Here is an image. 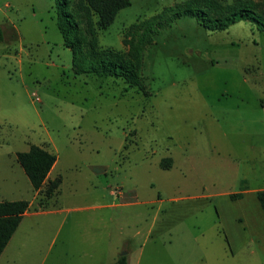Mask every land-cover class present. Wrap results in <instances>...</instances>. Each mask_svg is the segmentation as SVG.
I'll use <instances>...</instances> for the list:
<instances>
[{"label":"rangeland","instance_id":"rangeland-1","mask_svg":"<svg viewBox=\"0 0 264 264\" xmlns=\"http://www.w3.org/2000/svg\"><path fill=\"white\" fill-rule=\"evenodd\" d=\"M183 1L130 0L98 45L125 50L129 25ZM0 30V201L29 203L0 264H264V215L241 194L264 186V33L180 18L139 89L73 73L53 0H0ZM33 145L56 157L51 198L16 161Z\"/></svg>","mask_w":264,"mask_h":264},{"label":"trees","instance_id":"trees-1","mask_svg":"<svg viewBox=\"0 0 264 264\" xmlns=\"http://www.w3.org/2000/svg\"><path fill=\"white\" fill-rule=\"evenodd\" d=\"M56 26L65 48L72 53L71 69L75 75H94L121 80L129 88L143 87L138 75L145 49L152 43L158 30L180 19L192 18L203 29L219 32L238 22H249L264 33V11L241 0L224 3L221 0H185L164 7L160 14L129 25L122 34L123 51L102 48L98 45L96 27L105 29L112 24L116 14L130 5V0H53ZM96 17V22L93 17ZM3 33L0 30V42ZM16 161L27 177L32 190L51 198L60 179L48 180L56 157L40 146H30L15 155ZM170 168L171 161H167ZM160 165L164 167L163 162ZM234 195H229L230 199ZM240 196V194H238ZM264 215V190L255 194ZM29 209L27 201H0V255L22 218ZM113 264H128L127 256H118Z\"/></svg>","mask_w":264,"mask_h":264},{"label":"crops","instance_id":"crops-1","mask_svg":"<svg viewBox=\"0 0 264 264\" xmlns=\"http://www.w3.org/2000/svg\"><path fill=\"white\" fill-rule=\"evenodd\" d=\"M242 181H247V180L245 178H243ZM261 190H264V186H256V187L252 188L251 190L244 189L243 191H241V194H254L255 195L256 192L261 191ZM227 195L229 196L230 194H227Z\"/></svg>","mask_w":264,"mask_h":264},{"label":"water","instance_id":"water-1","mask_svg":"<svg viewBox=\"0 0 264 264\" xmlns=\"http://www.w3.org/2000/svg\"><path fill=\"white\" fill-rule=\"evenodd\" d=\"M126 255V253L124 252V253H122L120 256H125Z\"/></svg>","mask_w":264,"mask_h":264}]
</instances>
